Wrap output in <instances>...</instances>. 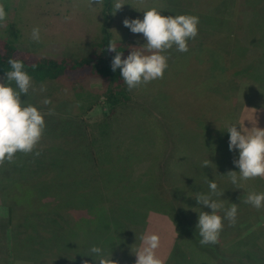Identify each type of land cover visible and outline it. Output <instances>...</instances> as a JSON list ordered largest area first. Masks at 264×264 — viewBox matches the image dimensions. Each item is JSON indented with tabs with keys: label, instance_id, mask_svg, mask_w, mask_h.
I'll list each match as a JSON object with an SVG mask.
<instances>
[{
	"label": "rangeland",
	"instance_id": "1",
	"mask_svg": "<svg viewBox=\"0 0 264 264\" xmlns=\"http://www.w3.org/2000/svg\"><path fill=\"white\" fill-rule=\"evenodd\" d=\"M120 2L125 5L115 15L110 13L105 18L101 7H91L89 0H0L7 13L6 21L0 26V36L11 39L21 50L40 56L90 58L101 51L97 42L101 28L107 25L114 41L127 45L126 59L131 48L142 47L147 41L143 34L132 33L123 21L143 20L144 11L156 8L165 16H197L198 27L208 33L215 30L205 23V17H218L227 21V35L231 32L236 39L229 45L230 52L222 56L216 51L211 53L209 42L200 45L190 39L189 50L183 53L174 46L163 53L168 56L163 78L129 91L128 103L117 107L113 113L104 105L102 93L107 83L100 78L74 80L62 76L42 82L32 79L36 90L30 88L28 94H21V101L25 106H35L44 115L46 126L32 153L18 152L13 162L5 161L0 165V190L14 197L34 194L32 187L27 186L57 178L61 191L58 188L49 191V200L52 195L67 192L99 194L94 209L101 205L105 215L110 211L109 221L115 226L112 229L115 233L111 234L115 235L118 248L112 257L129 259L133 255L131 250L135 248L136 253L142 249L140 245L136 247V243L143 245L142 237L150 235L143 233V228H132L137 224L131 223L135 219L130 221L129 217L136 213L141 220L146 218L145 225L153 229L151 234L159 236L158 257L170 253L177 236V233L171 236L177 230L172 216L185 211L181 216L191 217L198 225L199 212L211 214L212 210L198 204L196 195L210 193L209 181H213L215 175L238 169L233 160L239 159V149L229 150L227 127L236 124L237 130L241 126L245 130L253 126L264 128V75L258 74L260 70L264 72V63L260 66V55H253L254 59H247L246 65L251 71L244 74V69L236 67L242 65L248 49L255 48L264 55V0ZM36 27L40 29L39 42L31 38ZM236 43H245L247 48L243 45L240 48ZM210 55L216 60V69L210 70L207 60ZM225 60L236 68H225ZM0 83H7L6 75H0ZM11 86L15 87V83ZM41 87H46V91L41 92ZM45 98L52 103L44 105ZM257 108L262 109L259 114L252 111ZM188 160H191L190 165L185 164ZM205 160H210L212 166L203 167ZM184 176H204L205 181L195 189L190 179L183 181ZM234 186L235 192H226L221 189L225 186L218 185L223 195L212 198L223 204L218 212L224 213L227 205L236 203L240 213H246L248 220L255 224L247 237L258 238H246L244 243L253 249L251 264H264V207L256 209L245 203L249 194L264 193V187L261 190L250 179L240 180L239 188ZM122 210L124 218H121ZM68 213L76 220L82 209L72 208ZM4 215L3 208L0 211V264H31L21 252L15 260L6 257L8 228ZM227 224L224 223L219 236L221 247L225 244L235 252L243 251L242 243L230 240L238 232L237 228L231 230ZM191 241L185 239L182 246L187 251L184 264H195L196 256H191V252L197 253L198 247ZM102 250L106 252L105 248ZM235 252L230 264L236 262ZM178 255L180 252L174 258ZM86 259L81 258V262Z\"/></svg>",
	"mask_w": 264,
	"mask_h": 264
},
{
	"label": "trees",
	"instance_id": "2",
	"mask_svg": "<svg viewBox=\"0 0 264 264\" xmlns=\"http://www.w3.org/2000/svg\"><path fill=\"white\" fill-rule=\"evenodd\" d=\"M205 3L209 5L208 1H205ZM113 5L114 0H104L101 13L105 18L109 17L108 15L114 10ZM199 9L201 10V7ZM205 20V23L213 28L215 32L212 31L208 33V31L202 30L200 26L198 27L197 37L192 40L200 45L209 42V46L212 48L211 53L216 51L222 56L224 53L226 54V51L230 52L231 49H229V45L232 41L234 42L236 38L230 35L231 32L227 35L229 32L227 30V21L213 16H206ZM110 41H114V38L107 25H105L101 28V36L97 42V46L101 50L100 52L92 54L90 58L72 55L51 58L21 50L14 45L11 39L0 36V75H6L7 71L12 70L8 64L9 59H17L24 64L23 70L30 75L31 79L38 82L56 79L62 76L74 80H81L87 77L100 78L107 83L102 93L104 105L107 106L110 113H113L117 107L127 104L131 96L127 89V85L123 83L121 70L118 68L115 72L112 71L111 62L115 56V52H111L107 48ZM233 45L235 44H232V46ZM236 45L240 48H242V45L244 48H247L245 43L241 45L236 43ZM117 50L123 52L122 59H124L127 45L117 44ZM247 51L248 53L246 54ZM246 52L245 58H242V65L236 66L240 70L244 69V74L249 70L246 66L248 64L247 59L249 61H251V59L253 60V55H260V66L264 63V55H261L255 48L248 49ZM212 58V55L207 58L210 70L218 67L216 60ZM224 65L225 68L235 67L229 65L227 60L224 61ZM263 69L264 66L262 67V70ZM258 74L262 76L264 72L260 70ZM250 75H248L247 78H249ZM255 75H257V72H255ZM89 108H91V106H89ZM261 110V108H257L252 111H254L255 114H259ZM185 164L190 165L191 160H188ZM234 171L239 173L240 169L238 168ZM198 175L199 174H197V176ZM203 177L204 176L192 178L188 176L187 178L184 176L183 181L186 183L190 179L191 185L196 189L205 181ZM56 179L49 183L41 181L32 186H27L32 187L34 194L26 193L25 195L14 197L12 194H7L5 193L6 191L0 190V211L4 208V216H6L4 222L6 223L5 227L8 228V238L5 249L6 257H8V259L11 257L12 260H15L16 256H20L18 253L21 252V255H27L26 259L30 260L31 264H85V261H87L88 264H96L97 261H95L92 256H86L90 255V249L96 246L101 249L105 248L106 252L103 251L104 255H111V258L116 261L117 264H136L137 257L134 253L135 248L131 250L133 255L130 256L129 259H122L123 257L114 259L116 257H112L118 248V243L115 242L116 237L111 234V232L115 233L112 230L115 229V226L109 221L110 211L105 215L106 213L101 211V208H103L101 205H98L99 207L97 210L96 208L94 209L95 201H99L97 199L99 194L90 195L89 193L74 194L73 192H67L59 196L52 195L51 200H49L47 199V197H49V191H57V188L61 191L59 188L60 181L57 182ZM250 180L252 183H256L258 188L264 187V178L257 177ZM213 181L219 186H225L221 188L222 190L226 192L234 190L235 192V186L231 183L227 174L215 175ZM184 185L185 184H183V186ZM231 206L232 204L227 205L225 208L228 209ZM72 208L82 209L81 215L76 220L68 213L69 209ZM237 208L238 211L235 224L233 226L227 224V226H230L231 230L232 228H237L238 232H236L230 240L242 243L241 246L244 248L243 251L235 252V249L233 250L229 245L226 246L225 244L221 247L219 242L217 244L201 245L200 240L202 238L199 235L197 224H195V221L191 217L186 218L181 216L185 211H179L180 215L178 213L172 216V222L177 225V230L171 236H175L176 233L177 236L174 237L170 253L168 255L160 254L158 258L163 261V264H184L183 258L187 251L184 250L182 246L185 239L189 238L192 240L191 243L194 242L197 245L199 251H197V253L194 251L191 252V250L189 251L191 252V256H196L193 259L195 264H230L231 255H233L234 252L237 254L235 264H251V250L253 249L249 248L248 245L245 246L244 239L252 238L255 240L258 238H253V235L247 237L252 229L255 228V224L248 220L246 213H240V208L238 206ZM19 210L21 213L18 212ZM224 214L225 211L224 213L218 212V215L222 218ZM121 218H124L123 210L121 211ZM129 218L130 221L131 218H134L135 220L131 223L137 224L132 226L133 229L135 228L138 230V228H143V233L151 235L153 229H151V225H145L146 218L142 219V221L137 213ZM225 222L229 223L227 219H224L223 223ZM123 226H127V224ZM259 228L260 227H258V229ZM184 235H186L187 238L184 237ZM233 241H231V243ZM137 245H140V248L144 246L140 243H136V247ZM119 246H121V244ZM177 252H180V255L174 258ZM195 254H198L200 258ZM83 257L87 259L81 262V258Z\"/></svg>",
	"mask_w": 264,
	"mask_h": 264
},
{
	"label": "clouds",
	"instance_id": "3",
	"mask_svg": "<svg viewBox=\"0 0 264 264\" xmlns=\"http://www.w3.org/2000/svg\"><path fill=\"white\" fill-rule=\"evenodd\" d=\"M93 8L102 7L104 0H89ZM95 4V6H93ZM125 5L116 0L113 5L115 13ZM7 13L0 4V26L6 21ZM125 27L129 28L134 34H143L147 43L142 47L131 48L130 54L126 59H122L123 52L117 50V43L110 41L107 48L115 52L111 62L112 71L121 70L123 83L131 91L141 85H146L153 80L162 79L165 70L168 68V56L163 53L172 49L174 46L179 52L189 50L188 40L195 39L198 35L199 17L193 15L165 16L156 8L144 11V18L125 19ZM31 38L35 42L40 41V29L33 28ZM8 64L11 71L6 72L7 83H0V165L5 161L13 162L18 152L32 153L39 144L44 129V115L33 105L25 106L21 101V94H28L29 89L33 88L30 75L24 71V64L17 59H9ZM12 82L15 87L11 86ZM36 89L33 88V91ZM46 91V87L39 89ZM44 105L51 104L50 99L45 98ZM51 112V110H50ZM227 132L230 134L229 150L239 149V159H234L233 163L240 171L228 172V176L233 185L239 188L240 180L264 178V128L253 126L245 130L241 126L237 130L236 124L229 125ZM39 155V152H36ZM203 167L212 166L210 160L203 162ZM210 193L200 194L195 197L198 204L207 206L212 213L199 212L198 225L201 245L217 244L219 236L224 228V219L229 221L230 226L234 225L237 217V205L225 210L222 218L217 214L223 208V204L213 199L212 196H222L218 191V185L214 181H209ZM245 203L251 204L256 209L264 207V193H251ZM143 247L135 253L136 264H163L157 257L156 249L160 245V238L156 234L142 237ZM90 255L97 264H117L110 256H105L100 247L93 246ZM85 264H88L85 261Z\"/></svg>",
	"mask_w": 264,
	"mask_h": 264
}]
</instances>
